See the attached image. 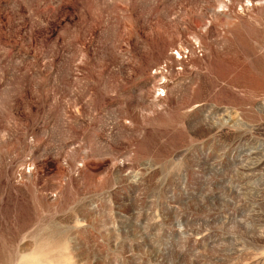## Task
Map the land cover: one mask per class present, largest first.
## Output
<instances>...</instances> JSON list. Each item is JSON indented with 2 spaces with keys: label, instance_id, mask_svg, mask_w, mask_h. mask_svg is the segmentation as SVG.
<instances>
[{
  "label": "rangeland",
  "instance_id": "374dc122",
  "mask_svg": "<svg viewBox=\"0 0 264 264\" xmlns=\"http://www.w3.org/2000/svg\"><path fill=\"white\" fill-rule=\"evenodd\" d=\"M0 264H264V0H0Z\"/></svg>",
  "mask_w": 264,
  "mask_h": 264
}]
</instances>
